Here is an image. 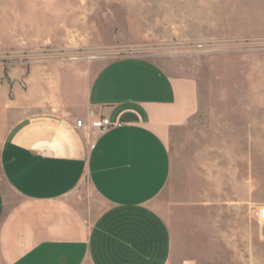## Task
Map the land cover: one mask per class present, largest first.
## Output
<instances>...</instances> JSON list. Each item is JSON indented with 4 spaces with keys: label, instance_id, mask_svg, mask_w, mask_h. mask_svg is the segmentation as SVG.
Returning <instances> with one entry per match:
<instances>
[{
    "label": "crops",
    "instance_id": "0c3cea01",
    "mask_svg": "<svg viewBox=\"0 0 264 264\" xmlns=\"http://www.w3.org/2000/svg\"><path fill=\"white\" fill-rule=\"evenodd\" d=\"M61 76L58 95L46 101L14 79L0 84V110L11 112L0 137V264H170L171 230L152 201L173 176L172 135L199 112L197 81L131 55L108 60L88 81L75 70ZM89 111L122 124L91 128ZM196 174L205 178L193 182L202 203L238 211L221 233L225 255L261 257L255 179ZM85 180L105 204L91 222L76 204Z\"/></svg>",
    "mask_w": 264,
    "mask_h": 264
},
{
    "label": "rangeland",
    "instance_id": "374dc122",
    "mask_svg": "<svg viewBox=\"0 0 264 264\" xmlns=\"http://www.w3.org/2000/svg\"><path fill=\"white\" fill-rule=\"evenodd\" d=\"M126 55L198 84L199 112L172 135L173 176L152 201L171 230L170 264H264V249L255 259L225 255L221 233L238 211L204 204L193 190L205 179L196 173L250 175L264 204V0H0V84L14 79L46 101L61 75L75 70L88 81ZM3 111L0 137L11 123ZM80 192L76 204L91 222L105 204L87 180Z\"/></svg>",
    "mask_w": 264,
    "mask_h": 264
},
{
    "label": "built area",
    "instance_id": "2783aa9c",
    "mask_svg": "<svg viewBox=\"0 0 264 264\" xmlns=\"http://www.w3.org/2000/svg\"><path fill=\"white\" fill-rule=\"evenodd\" d=\"M90 117L92 116V111H89ZM122 123L117 122V121H111L108 117L106 116H99L96 118L91 117L90 122L88 123L89 127L95 128L100 131H104L112 126H120ZM85 121L81 118L76 119L75 121V126L78 128L84 127ZM256 217L264 222V204H262L256 211L255 213Z\"/></svg>",
    "mask_w": 264,
    "mask_h": 264
}]
</instances>
